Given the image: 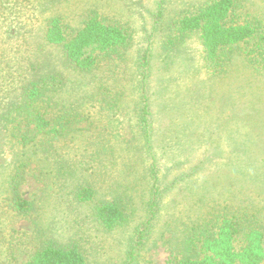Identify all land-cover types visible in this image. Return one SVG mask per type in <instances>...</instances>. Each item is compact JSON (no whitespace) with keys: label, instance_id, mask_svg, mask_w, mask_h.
I'll return each mask as SVG.
<instances>
[{"label":"rangeland","instance_id":"obj_1","mask_svg":"<svg viewBox=\"0 0 264 264\" xmlns=\"http://www.w3.org/2000/svg\"><path fill=\"white\" fill-rule=\"evenodd\" d=\"M28 1L7 0L9 10L22 11L21 21L8 15L0 22L3 30L11 25L19 30L0 41L9 49L0 69V214L5 215L2 199L8 194L19 193L34 206L30 217L8 218L7 232L19 230L14 236L21 264L27 249L49 240L77 244L89 264H127L132 236L147 217L155 176L160 206L133 264H169L193 223L224 207L264 205V188L227 162L234 157L229 153L237 152L236 141L244 140L225 124L234 107L249 124L252 92L260 94L264 83L256 80L260 76L246 77L247 61L240 53L232 55L230 69L210 67L199 35L180 34L175 27L178 18L198 11L206 0ZM237 3L238 19L264 23V0ZM91 14L121 23L130 38L94 67L79 69L60 45L45 41V27L58 15L72 32ZM146 51L143 82L138 67ZM45 80L55 92L42 108L56 119L57 134L37 133L33 124L28 129L27 119L20 116L24 121L17 126L7 117L22 107L25 85ZM142 88L149 103V147L139 125ZM239 155L246 161L256 157ZM83 187L93 188L91 200L77 198ZM106 201H120L129 222L104 229L95 208Z\"/></svg>","mask_w":264,"mask_h":264},{"label":"trees","instance_id":"obj_2","mask_svg":"<svg viewBox=\"0 0 264 264\" xmlns=\"http://www.w3.org/2000/svg\"><path fill=\"white\" fill-rule=\"evenodd\" d=\"M21 1L18 0L19 3ZM15 2L17 3V0ZM30 2L32 4L31 0L28 1ZM1 12L3 18L0 22L8 20V15H12L11 20L14 22L21 21L22 11L9 10L7 0H0V14ZM237 12V0H206L198 11L178 18L175 27L180 34L196 32L199 35L204 58L210 67L230 69L232 55L240 53L247 61L246 77L256 79L260 76L261 79L256 80L264 83V23L242 21L236 17ZM160 14L161 10L158 15ZM3 23H0V41L3 36H6L5 40H7L19 34V30H14L12 25L3 30ZM68 29L60 16H50L45 27L44 39L47 43L60 45L66 58L79 69L94 67L101 56L114 52L130 38V33L124 25L119 22H109L97 14L89 15L83 24L72 32ZM8 51L9 49L0 43V69L7 64L4 56ZM148 58L149 52L146 51L138 67L143 82L148 75ZM23 90L22 107L17 108L16 115L9 117L6 114L9 122H16L19 126L24 121L20 120L21 116V119L28 120L26 125L28 129L30 124H33L37 133L45 131L49 134H57L59 130L55 127L56 119L45 115L42 108V103L50 95L49 92H55V88L45 80L43 83L29 82ZM141 92L139 125L144 141L149 147L151 145L149 103L146 90L142 88ZM252 93L254 97L251 100V111H247L250 125L243 111L237 112L238 107H234V113L225 123L226 128L232 129L234 134H239L238 136L244 140L236 141L237 152L231 153V151L227 156H234L235 159H228L227 162L234 163L235 170L236 166H239L238 173L249 174L253 183L264 188V172L260 173L261 169L264 170V88L258 95H255V91ZM8 113L10 115L12 111ZM236 144L239 146L237 147ZM244 152L247 155L255 154L256 157L246 161L245 157L239 155ZM157 182L158 177L155 176L147 217L132 236L127 264H133L137 260L139 250L144 245L157 217L160 206ZM76 195L79 200L88 201L93 198L94 190L91 187H83ZM4 201L7 202V207H3L5 215L0 214V264H21L15 248V244L19 245L20 241L17 242L14 236L19 230L11 228L12 230L7 232L6 228H10L7 226L8 218L15 220L16 217H30L34 206L19 193L6 195L2 199V202ZM228 208L224 207L211 218L205 217L198 223H193L182 237L183 245L178 257L169 264H264V205L246 206L240 203L234 209ZM95 218L106 230L121 227L130 219L125 206L120 201H106L99 204L95 208ZM26 251L28 258L24 264H89L88 257L77 244L63 245L49 240L37 249Z\"/></svg>","mask_w":264,"mask_h":264}]
</instances>
